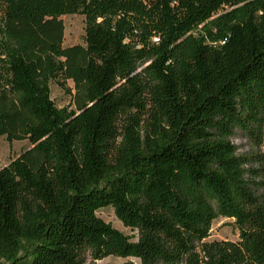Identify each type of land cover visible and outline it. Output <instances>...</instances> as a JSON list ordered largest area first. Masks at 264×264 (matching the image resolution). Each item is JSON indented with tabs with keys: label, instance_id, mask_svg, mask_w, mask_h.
<instances>
[{
	"label": "trees",
	"instance_id": "1",
	"mask_svg": "<svg viewBox=\"0 0 264 264\" xmlns=\"http://www.w3.org/2000/svg\"><path fill=\"white\" fill-rule=\"evenodd\" d=\"M0 136L31 145L0 169V264H264V0H0ZM218 218L237 242H206Z\"/></svg>",
	"mask_w": 264,
	"mask_h": 264
},
{
	"label": "rangeland",
	"instance_id": "2",
	"mask_svg": "<svg viewBox=\"0 0 264 264\" xmlns=\"http://www.w3.org/2000/svg\"><path fill=\"white\" fill-rule=\"evenodd\" d=\"M63 23V42L62 47L68 48L73 46H84L85 37V18L81 15H69L60 18ZM50 98L58 108H68L73 110V83L67 81L62 83V86L56 82H51ZM257 136L252 133L236 128L231 142L237 148L239 155H250L257 151ZM31 148L27 141L9 142L4 136H0V169L9 165L10 162L18 158L23 152ZM96 216L105 223L110 224L114 229L127 236L131 241L137 240V232L123 226L115 217L111 208L99 210ZM239 240V230L234 224V221L226 218L216 219L209 232V237L206 242L213 241H229L237 242ZM97 264H140V261L135 258H118L107 257Z\"/></svg>",
	"mask_w": 264,
	"mask_h": 264
}]
</instances>
